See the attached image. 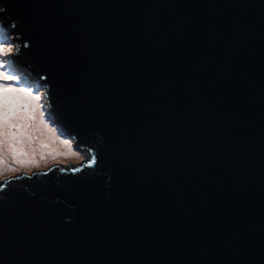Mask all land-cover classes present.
I'll return each instance as SVG.
<instances>
[{
  "label": "water",
  "instance_id": "water-1",
  "mask_svg": "<svg viewBox=\"0 0 264 264\" xmlns=\"http://www.w3.org/2000/svg\"><path fill=\"white\" fill-rule=\"evenodd\" d=\"M0 23L86 153L0 179V264H264V0H0Z\"/></svg>",
  "mask_w": 264,
  "mask_h": 264
},
{
  "label": "snow or ice",
  "instance_id": "snow-or-ice-1",
  "mask_svg": "<svg viewBox=\"0 0 264 264\" xmlns=\"http://www.w3.org/2000/svg\"><path fill=\"white\" fill-rule=\"evenodd\" d=\"M16 55L15 46L11 43H0V164L7 165V157L19 165L38 164L35 153L38 149L47 150L41 152V158L47 154L76 155L72 152L71 144L65 140H59L55 135V129L50 127L48 117L41 104L42 94H34L31 87L21 86L22 76L14 69ZM37 113L39 116L37 117ZM47 133L49 139L67 148L66 153H59L50 148L49 143L40 141L38 148L35 145L38 139L34 132ZM32 146V158L29 157L27 147ZM95 163V157L92 158ZM91 166V164L89 165ZM15 171L14 168L4 167L3 171ZM79 169H77L78 171Z\"/></svg>",
  "mask_w": 264,
  "mask_h": 264
},
{
  "label": "rangeland",
  "instance_id": "rangeland-1",
  "mask_svg": "<svg viewBox=\"0 0 264 264\" xmlns=\"http://www.w3.org/2000/svg\"><path fill=\"white\" fill-rule=\"evenodd\" d=\"M0 43H11L15 46V49L17 48L18 44L13 42V35H12V30L8 27L5 26L4 23H0ZM14 69L16 70L17 74L22 76V85L21 86H27L31 87L34 90V94H42V100L41 104L44 105L43 110L46 113V117H48V123L50 127L55 129V135L59 137V140H65L69 144H71L72 147V152L75 153L76 155H56L55 153L53 154H47L46 158H41V152H47V150L43 149H38L35 153V159L39 162L38 164H29V165H19L16 164L11 156L9 155L7 157V165L0 164V179L1 178H6V177H11L20 173H32L34 171H41V170H47L51 168L52 166H62V165H68V164H73V163H79L83 161L86 157V153L83 150H80L76 148V144L74 143L73 139L68 138L62 134L60 131L59 126L52 121V119L49 116V111L48 107L46 104V100L44 97V88H41L37 83L36 80L33 78H30L29 75H23V73L19 72V69H17L14 66ZM39 116V113H37V117ZM33 135L37 137L38 139L36 140V143L34 146L38 148V145L40 141L47 142L50 145L51 149L56 150L59 153H66L67 148L59 143V140H56L53 142V140L49 139L48 134L45 132L41 134V132L37 131L34 132ZM27 151L29 152V157L32 158V146L27 147ZM0 158H3V153L0 152ZM9 167L16 169L15 171H3L4 167Z\"/></svg>",
  "mask_w": 264,
  "mask_h": 264
},
{
  "label": "trees",
  "instance_id": "trees-1",
  "mask_svg": "<svg viewBox=\"0 0 264 264\" xmlns=\"http://www.w3.org/2000/svg\"><path fill=\"white\" fill-rule=\"evenodd\" d=\"M9 28H11V29H12V25H9Z\"/></svg>",
  "mask_w": 264,
  "mask_h": 264
}]
</instances>
